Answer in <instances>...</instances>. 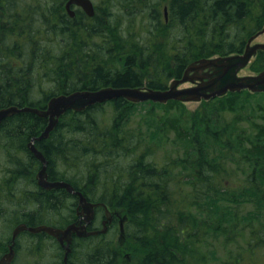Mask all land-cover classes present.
Returning <instances> with one entry per match:
<instances>
[{
  "label": "trees",
  "instance_id": "obj_1",
  "mask_svg": "<svg viewBox=\"0 0 264 264\" xmlns=\"http://www.w3.org/2000/svg\"><path fill=\"white\" fill-rule=\"evenodd\" d=\"M67 1L0 0V110L46 109L52 97L78 90H166L198 60L243 53L264 28V0H170L168 20L157 6H135L124 21L113 19L112 9L126 0L96 5L94 18L80 9L70 17ZM256 63L254 71H263L264 51ZM52 86L55 92L43 88ZM258 95L264 96L229 93L195 112L178 101H149L137 123L138 105L119 98L108 103L112 120L107 103L68 111L36 145L50 181L72 184L125 220L137 264H214L220 250L225 264H264V102L252 101ZM47 124L21 113L0 125V254L11 240L7 232L21 223L62 228L78 219L77 196L37 184L42 164L28 145ZM171 134L184 157L157 156ZM121 162L128 166L102 170L99 180L101 165ZM115 224L105 235L75 239L69 264H120ZM22 236L27 241H17L14 264L44 257L50 241L63 262L62 248L47 234Z\"/></svg>",
  "mask_w": 264,
  "mask_h": 264
},
{
  "label": "water",
  "instance_id": "obj_2",
  "mask_svg": "<svg viewBox=\"0 0 264 264\" xmlns=\"http://www.w3.org/2000/svg\"><path fill=\"white\" fill-rule=\"evenodd\" d=\"M73 6L81 8L87 16H95V6L92 0H68L66 10L71 17H75ZM165 18L168 20V8H165ZM264 35V28L251 36L246 48L241 54H233L224 57L205 58L190 64L181 78H176L166 90H154L146 88H114L107 87L96 91L78 90L70 94H61L52 97L46 109H39L32 106H10L0 110V125L9 117L21 113H32L48 119V124L41 136L33 138L28 147L36 159L40 160L43 168L37 175L38 185L45 190L66 189L72 195L79 198L81 212L78 213L83 223H72L65 228H58L48 225L28 226L19 224L12 233L9 252L0 259V264H12L16 255L15 244L23 232L31 234L46 233L55 238L64 249V264H69V255L72 253L74 236L88 238L98 233L106 234L107 227L100 232L89 231L88 225L94 219L95 208L102 204L90 203L82 192L67 182H51L48 180V160L40 151L36 142L47 140L51 133L58 126L60 119L68 111L84 112L89 107L103 104L119 98L132 103L154 102L167 104L170 101L182 103L209 101L213 98L222 97L229 92H241L249 90L252 93H264V71L256 75L239 76V73L247 68L252 59L259 51H264L263 42H255ZM192 83L194 86L181 88V86ZM105 206V205H104ZM109 214V211L106 210ZM121 236L124 229H121Z\"/></svg>",
  "mask_w": 264,
  "mask_h": 264
},
{
  "label": "rangeland",
  "instance_id": "obj_3",
  "mask_svg": "<svg viewBox=\"0 0 264 264\" xmlns=\"http://www.w3.org/2000/svg\"><path fill=\"white\" fill-rule=\"evenodd\" d=\"M96 5H99L100 7L104 8L106 7V5L108 4V2H117V0H92ZM170 3V0H131V1H122V2H119L118 5H115L114 4V8L112 9V14H113V19H117V20H127L128 19V16L126 14L127 12V8H135V6L141 10V12H144V11H147V12H150L152 10L153 7L157 6L159 7L160 9H164V8H167L168 5ZM130 5V7L128 6ZM98 6V7H99ZM132 6V7H131ZM143 18L139 19V24L143 23L144 21H142ZM147 23V22H146ZM148 24V23H147ZM118 25H119V22H118ZM122 28H120V31L122 33L125 32V30L129 29V27L127 26V23L125 25H122L121 26ZM126 38V37H124ZM255 42H264V35H262L257 41ZM214 57H217V56H214ZM257 57L256 58H253L252 61H251V64L245 68L244 70L241 71L240 73V76H247V75H253V74H256L258 72H255L256 71V68H258V63H256V65L254 64V62L256 61ZM255 70V71H254ZM171 83V82H170ZM170 83L168 84V86L170 85ZM50 86V85H49ZM192 86L190 83L188 84H185L182 86V88H186V87H190ZM45 91H48V89H54L53 86L52 87H43ZM54 92H55V89H54ZM257 97V98H256ZM254 98L256 99H253L252 101L253 102H264V96H261V95H258ZM143 103H140V104H137L138 106L135 107L134 109V112H133V120L137 123L138 120H140L142 117H140L143 113H145L146 111V106L145 105H142ZM184 106L186 107V109L189 111V112H195L199 107H200V103L198 102H189V103H184ZM104 111L108 114V116L110 117V120H112L113 118V115H114V112L112 111L111 107H110V104H106L105 105V108H104ZM173 137L174 135L171 134V138L172 140H169L167 141L166 143V148L164 150H161L157 153V156L158 157H163L167 154H174L177 156V154H179V156L181 157H184V145L182 143H179V142H175L173 140ZM128 166L127 164L121 162V163H112L111 165L110 164H103L101 165V168L100 170L98 171V178H100L99 180H101L102 177V174L100 173L102 170L104 171H110V172H113V171H117L119 170L120 168L122 167H126ZM183 175V174H182ZM2 177V174L0 173V178ZM96 181V179L94 180V182ZM100 183V182H99ZM97 195V194H96ZM73 201H75L74 199L73 200H70V202L72 203ZM246 209H249L250 211L253 210V205H247ZM124 214L123 212L121 213V215ZM104 217V212L102 211H99L98 212V216H97V223H96V227L97 229H100L102 226H101V221ZM116 228V231H115V234H114V245H118L120 246L119 247V253H120V250H121V253H120V264H137V263H140V257H139V254L137 253H133V245H130V237L129 235H127V237H125V239L123 240V242H120L119 238H120V230H119V226L117 224H115L114 226ZM229 228H231L230 226H227ZM126 234V233H125ZM11 235H12V232H7L6 236L9 237L11 239ZM20 240L22 241H27V237L26 236H22L20 237ZM51 243H48L47 244V247L45 246L44 250L42 251L43 256L41 255H37L36 257L37 258H33V259H29V257H24L25 259H22L21 261H19L20 264H29V262L31 264H34V263H38V264H60V253L59 251L55 250L53 248L54 246V241H50ZM121 243V244H120ZM10 244V243H9ZM8 244V246H9ZM135 250L138 251L139 249H137L135 247ZM16 252H17V249H16ZM8 253V247H7V250H5L3 252V254H0V258L3 257V255L7 254ZM25 254V253H23ZM18 256V255H17ZM227 253L225 250H220L219 251V254H218V257L215 261L214 264H225L226 260H227ZM29 259V261H27ZM18 263V264H19ZM62 264V263H61ZM192 264H195V263H192ZM243 264H251L249 262V259L246 258L245 262H243Z\"/></svg>",
  "mask_w": 264,
  "mask_h": 264
},
{
  "label": "bare ground",
  "instance_id": "obj_4",
  "mask_svg": "<svg viewBox=\"0 0 264 264\" xmlns=\"http://www.w3.org/2000/svg\"><path fill=\"white\" fill-rule=\"evenodd\" d=\"M44 155V154H43ZM40 161V160H39ZM41 162V161H40ZM42 164V163H41ZM48 164H49V162H48ZM42 168H43V166H42ZM41 168V169H42ZM41 171V170H40ZM39 171V172H40ZM38 172V173H39ZM38 175V174H37ZM47 175H48V165H47ZM48 180H49V175H48ZM50 181V180H49ZM51 182H66V181H51ZM68 183V182H67ZM70 184V183H69ZM72 185V184H71ZM73 186V185H72ZM74 187V186H73ZM75 188V187H74ZM62 189H64V188H62ZM66 190V189H65ZM76 190V189H75ZM78 191V190H77ZM81 192V191H80ZM70 193V192H69ZM71 194V193H70ZM84 195V194H83ZM75 196V195H74ZM85 196V195H84ZM86 197V196H85ZM87 198V197H86ZM88 200V199H87ZM89 201V200H88ZM90 202V201H89ZM90 203H94V202H90ZM94 204H102V203H94ZM105 204H102V205H99L98 207H96L95 208V215H94V219L92 220V222H91V224L93 223V221L95 220V218H96V215L98 214L97 213V210H98V212H99V208H103L104 209V217L106 218L105 219V221L103 222V226L100 228V229H93V230H89V226H91V224H89L88 225V230L89 231H95V232H100L102 229H104L105 227H107V233H108V230H109V228H110V226L113 224L112 223V221L117 217V218H120L121 220H124L121 216H119L118 214H114V213H112L111 211H110V209L105 205ZM81 210H82V207L80 206V202H79V204H78V209H77V220L75 221V222H73V223H77V224H80V223H83L82 221H80V216H78V213L79 212H81ZM106 210H108L109 211V214H107L106 213ZM125 221V220H124ZM72 224V223H71ZM110 225V226H109ZM53 227H55V226H53ZM120 230V229H119ZM106 233V234H107ZM99 235H105V234H102V233H98V234H96V235H93V236H90V237H94V236H99ZM89 238V237H88ZM16 245V244H15ZM63 261H64V259H63Z\"/></svg>",
  "mask_w": 264,
  "mask_h": 264
},
{
  "label": "flooded vegetation",
  "instance_id": "obj_5",
  "mask_svg": "<svg viewBox=\"0 0 264 264\" xmlns=\"http://www.w3.org/2000/svg\"><path fill=\"white\" fill-rule=\"evenodd\" d=\"M97 213H98V210H97ZM97 216H98V214L96 215V218H95V220L93 221V223L91 224V226H89V230L90 229H96L97 227H96V223H97ZM105 217H103V219H102V221H101V226H103V222L105 221ZM112 223H116L118 226H119V229H120V225L123 223L124 225H125V221L124 220H121L120 218H115L113 221H112ZM249 262L251 263V264H255V262H254V260H249ZM64 263V262H63ZM62 263V264H63Z\"/></svg>",
  "mask_w": 264,
  "mask_h": 264
}]
</instances>
